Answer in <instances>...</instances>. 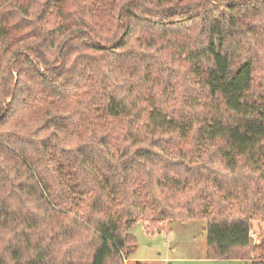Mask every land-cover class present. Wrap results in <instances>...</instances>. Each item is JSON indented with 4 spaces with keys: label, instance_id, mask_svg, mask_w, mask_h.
<instances>
[{
    "label": "trees",
    "instance_id": "trees-1",
    "mask_svg": "<svg viewBox=\"0 0 264 264\" xmlns=\"http://www.w3.org/2000/svg\"><path fill=\"white\" fill-rule=\"evenodd\" d=\"M260 21L264 0H0V264H77L54 242L71 224L91 226L87 264H123L136 222L200 218L208 257L264 264ZM187 24L176 87L158 51Z\"/></svg>",
    "mask_w": 264,
    "mask_h": 264
},
{
    "label": "rangeland",
    "instance_id": "rangeland-1",
    "mask_svg": "<svg viewBox=\"0 0 264 264\" xmlns=\"http://www.w3.org/2000/svg\"><path fill=\"white\" fill-rule=\"evenodd\" d=\"M259 24H261L260 29L264 31V21H260ZM191 28L192 26L187 24L177 37H172L170 41H166L165 44L161 46L163 49L158 51L160 58L164 62V67L176 70V74L172 79V82H174L176 87L181 76V71L178 69H181L186 65L183 53L199 43V36L201 32L195 31L191 36L193 31ZM148 57L150 58V56H144L143 59H139L143 66H148L145 64V60ZM261 75H264L263 57L260 58L255 70V76ZM13 76H16L15 72H13ZM263 83L264 79L260 82V84ZM78 111L82 112V116H87V114L95 115L94 110L88 111L86 108H81ZM121 130L122 125L115 123H112L111 125V123H108L107 129L102 134L107 135V141L114 143V146H117L121 143L119 142V140L122 139ZM245 173L257 180L255 175L248 173V171H245ZM235 180L239 184L238 191H240L242 185L240 177H237ZM250 184H252L250 187L251 189L254 186L253 183ZM192 194L194 193H187L186 197L188 198ZM229 199L230 203H236L233 198ZM190 204L194 207L192 202ZM197 204L198 202L195 203V206ZM241 204L243 203L240 202V205ZM64 222L65 220L62 219L43 218L42 226L40 227L41 230L37 233L43 232L46 233V235H49L51 232L58 231L55 227L56 224ZM206 222L207 221L203 218L190 219L186 221L168 220L166 229L154 234L146 233L142 222H136L127 230V232L134 237V251L124 260L123 264H134L136 262H139L140 264H247V262L242 260L208 257ZM86 226L79 225L70 231L71 228L74 227V224H71L69 227L61 231L59 237H57L54 241L55 245L58 246L60 259L64 260L66 258H70V260H73V262L77 264L88 263L90 247L86 242L88 237L86 230L90 229L91 226L89 225V228ZM263 232L264 222L258 219H253L249 222V234L252 244L250 249H248V252L252 257L259 252V250L254 251L252 246L260 244ZM2 236L7 237L8 235L2 234ZM4 248L5 243L2 242L0 244V254L1 252H4ZM241 250L242 249L233 250V256L241 255ZM3 257L4 264H9V259L11 257H7L6 255Z\"/></svg>",
    "mask_w": 264,
    "mask_h": 264
},
{
    "label": "built area",
    "instance_id": "built-area-1",
    "mask_svg": "<svg viewBox=\"0 0 264 264\" xmlns=\"http://www.w3.org/2000/svg\"><path fill=\"white\" fill-rule=\"evenodd\" d=\"M252 235V234H251ZM253 236V235H252Z\"/></svg>",
    "mask_w": 264,
    "mask_h": 264
}]
</instances>
